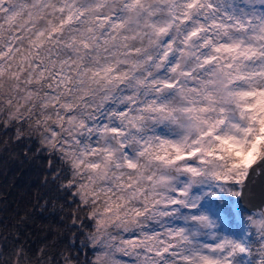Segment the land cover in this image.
Masks as SVG:
<instances>
[{
	"label": "snow or ice",
	"instance_id": "snow-or-ice-1",
	"mask_svg": "<svg viewBox=\"0 0 264 264\" xmlns=\"http://www.w3.org/2000/svg\"><path fill=\"white\" fill-rule=\"evenodd\" d=\"M0 154V264H264V0H0Z\"/></svg>",
	"mask_w": 264,
	"mask_h": 264
},
{
	"label": "trees",
	"instance_id": "trees-1",
	"mask_svg": "<svg viewBox=\"0 0 264 264\" xmlns=\"http://www.w3.org/2000/svg\"><path fill=\"white\" fill-rule=\"evenodd\" d=\"M36 169L28 163H21L6 154H0V221L9 225L15 222L18 217L14 213L19 211L23 214L29 202L36 194ZM51 222V218L43 220L39 216L28 221L29 228L24 231H31L30 242L33 246L40 243L44 233L39 229ZM6 231L0 227V232Z\"/></svg>",
	"mask_w": 264,
	"mask_h": 264
},
{
	"label": "water",
	"instance_id": "water-1",
	"mask_svg": "<svg viewBox=\"0 0 264 264\" xmlns=\"http://www.w3.org/2000/svg\"><path fill=\"white\" fill-rule=\"evenodd\" d=\"M264 197V181L259 179L253 182L250 198L253 203H258Z\"/></svg>",
	"mask_w": 264,
	"mask_h": 264
}]
</instances>
